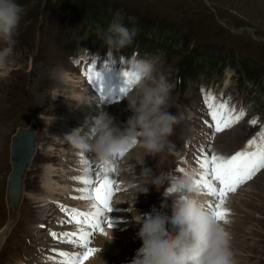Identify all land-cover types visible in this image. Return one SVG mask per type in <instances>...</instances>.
I'll return each instance as SVG.
<instances>
[{"label":"rangeland","instance_id":"1","mask_svg":"<svg viewBox=\"0 0 264 264\" xmlns=\"http://www.w3.org/2000/svg\"><path fill=\"white\" fill-rule=\"evenodd\" d=\"M24 13L14 53L0 68V264H55L58 251L78 252L79 247L53 240L50 232L75 230L61 224L67 217L60 206L91 211L81 200L73 180L82 175L90 153L78 151L67 135L79 130L87 138L93 120L109 114L116 125L131 115L121 73L132 57L152 59L156 74L175 85L167 110L182 114L171 141L177 155L145 156L133 148L119 160L109 157L118 190L111 198L112 228L102 225L90 247L97 249L84 264H132L141 240L140 225L133 220L159 217L167 229L172 201L149 184L152 176L191 167L199 171V149L224 156L241 150L264 125V0H16ZM113 20L136 29L133 43L108 55L97 37ZM3 47V45H0ZM87 50V52L85 50ZM101 74L100 84H89L83 74L89 64ZM243 108L246 116L209 140L210 130L203 94ZM257 117L256 125L249 120ZM35 123L37 146L23 179L16 221L9 226L6 197L12 135L19 127ZM259 142V141H258ZM151 169L148 175L142 169ZM119 169V171H118ZM198 178V177H197ZM149 184V185H147ZM147 187L146 193L139 189ZM205 208L213 198L197 194ZM223 208L229 210L227 230L238 264H264V169L229 193ZM208 209V208H207ZM223 223V222H221ZM44 225V227H41ZM7 226V227H6ZM6 231V232H5ZM0 233V234H1ZM5 233V234H4Z\"/></svg>","mask_w":264,"mask_h":264},{"label":"clouds","instance_id":"2","mask_svg":"<svg viewBox=\"0 0 264 264\" xmlns=\"http://www.w3.org/2000/svg\"><path fill=\"white\" fill-rule=\"evenodd\" d=\"M24 11L16 0H0V68H6L14 53ZM135 36L136 29L119 20L97 33L108 47L109 56L131 45ZM127 71L138 78L126 95L127 111L131 113L127 120L116 125L109 114L100 113L87 138L79 130L65 137L78 151L92 154L94 162L101 166L109 157L119 160L133 148L143 149L145 156L153 158L177 155L170 137L184 117L166 107L175 85L165 75L156 74L152 59L132 57ZM150 172L151 169H142L143 175ZM196 180L197 170L191 167L183 168L179 174L170 170L152 176L149 184L157 191L168 185L162 195L172 201L170 219L175 232L167 229L159 217L144 218L139 214L133 221L140 225L137 235L141 247L132 264H238L226 227L230 221L218 222L204 207L197 195L201 189ZM139 191L146 193L148 189L145 185Z\"/></svg>","mask_w":264,"mask_h":264},{"label":"snow or ice","instance_id":"3","mask_svg":"<svg viewBox=\"0 0 264 264\" xmlns=\"http://www.w3.org/2000/svg\"><path fill=\"white\" fill-rule=\"evenodd\" d=\"M83 74L90 85L101 83V74L96 71L94 64L90 63ZM121 75L124 78V87L120 91L127 94L138 78L126 70ZM201 92L207 116L210 118L205 120V124L211 133L210 141L214 139L216 134L230 129L246 116V111L243 108L237 109L235 105L230 107L227 100H217L211 91L205 93L201 89ZM257 123V117L249 120L251 125ZM198 151L199 155L195 157L199 169L196 183L204 194L213 198L208 202L207 208L214 218L218 222L227 223L229 210L223 208L227 195L234 193L240 185L251 180L261 169H264V125L261 126L260 131L255 136L246 142L241 150L232 155L224 156L212 152L211 143H209L207 150L201 147ZM81 163L85 165L82 170L83 174L73 177V180L83 187L76 189L81 195L74 198L90 201L91 211L60 206V211L65 214L67 219L61 220L59 223L73 224L75 230L61 233L53 231L49 234L53 240L79 247L83 251H58L53 248L51 251L57 253L61 259L57 261L54 256L46 259L54 261L55 264H84L85 260L97 252V249L90 247L91 238L97 231L103 233L102 225L104 223H107L109 228L113 227L109 216L106 217L105 213L112 211L110 201L114 191L118 190L115 179L109 178V173L115 174V168L113 164L106 161L104 165L95 169L93 176V169L88 161L82 160ZM182 170L183 168L177 169L178 172ZM103 234L106 235V233Z\"/></svg>","mask_w":264,"mask_h":264},{"label":"water","instance_id":"4","mask_svg":"<svg viewBox=\"0 0 264 264\" xmlns=\"http://www.w3.org/2000/svg\"><path fill=\"white\" fill-rule=\"evenodd\" d=\"M31 124V127H19L12 135L11 139L10 159L12 167L8 174L6 187L8 204V218L6 223L9 226H11L17 219L20 199L23 191V179L26 169L30 165L36 151L35 132L37 130V126L35 123Z\"/></svg>","mask_w":264,"mask_h":264},{"label":"bare ground","instance_id":"5","mask_svg":"<svg viewBox=\"0 0 264 264\" xmlns=\"http://www.w3.org/2000/svg\"><path fill=\"white\" fill-rule=\"evenodd\" d=\"M31 126H32V125H29V127H31ZM29 127H28V128H29ZM24 128H26V127H24ZM27 130H28V129H27ZM63 140L65 141V140H67V139L64 138ZM37 145H38V144H37V141H36V147H38ZM36 147H35V148H36ZM31 161H32V160H31ZM20 200H21V199H20ZM9 218H10V214H9ZM6 227H7V226H6ZM5 232H6V231H5ZM0 233H1V232H0ZM4 234H5V233H4ZM2 237H3V233L0 234V239H1V240L3 239Z\"/></svg>","mask_w":264,"mask_h":264}]
</instances>
